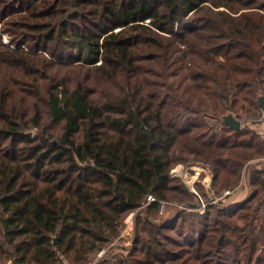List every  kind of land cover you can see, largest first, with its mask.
I'll return each mask as SVG.
<instances>
[{
	"label": "trees",
	"instance_id": "16d2710c",
	"mask_svg": "<svg viewBox=\"0 0 264 264\" xmlns=\"http://www.w3.org/2000/svg\"><path fill=\"white\" fill-rule=\"evenodd\" d=\"M263 109L264 0H0V264H264Z\"/></svg>",
	"mask_w": 264,
	"mask_h": 264
},
{
	"label": "rangeland",
	"instance_id": "374dc122",
	"mask_svg": "<svg viewBox=\"0 0 264 264\" xmlns=\"http://www.w3.org/2000/svg\"><path fill=\"white\" fill-rule=\"evenodd\" d=\"M260 102H262V99H259ZM225 115V114H223ZM222 115V116H223ZM221 116V117H222ZM255 117H258V118H255ZM240 118V121H241V125L242 126L243 124H247V126L249 127H252L256 130V132L260 135H262L261 133L263 132L264 134V109L263 110H256V111H253L251 113H247V114H243L242 117H239ZM257 127V128H256ZM261 132V133H260ZM256 162V161H255ZM255 162H252V163H248L246 168H244V170L241 172L240 174V177L239 179H237L238 181H236V177H234L233 175H230L228 176L226 173L222 172L218 178V181H216L215 185L218 187V186H225L226 188L222 190L221 194L219 196H217L215 199H213L214 201L217 200V199H221L224 198L225 196H223V192L225 190H229L231 193H233V191L235 190H241V199L240 200H243L249 193L250 191V183H249V180L254 176L253 173H254V170L256 168H261L263 165H264V159L262 160V162H259V163H255ZM176 165H180V166H183V167H187V166H197V168L195 169L197 172V175L200 174V169H201V166L200 164H197V163H194V164H182V163H178ZM174 165V166H176ZM173 166V167H174ZM255 168V169H254ZM171 170V169H170ZM190 173H193L192 170H189ZM176 177V176H174ZM178 178V177H177ZM211 181V173L209 171L207 172H202L198 177L197 179L195 180L194 184H193V187L196 191V182H200L201 185H203L204 187L208 186ZM190 191V190H189ZM197 192V191H196ZM230 193V194H231ZM237 194V193H236ZM239 194V193H238ZM237 194V195H238ZM229 195V194H228ZM198 196V195H197ZM199 197V196H198ZM231 199H226L225 201H223V203H228L230 202ZM233 200V199H232ZM228 201V202H227ZM232 202V201H231ZM175 204V203H174ZM169 205H171V203H169ZM181 206V205H179ZM167 210V204L165 203L164 205V210L163 212H159V206H158V214L159 215H164L165 211ZM202 211V209H200ZM135 210L133 211H130L126 216H129L130 215V220H131V223H132V227L131 229L128 231V233L126 234L125 237H118V233L116 235V237L114 238V240L108 244L107 246H104L107 248V251H108V254L104 257H101V258H109L111 256H116L120 253H124L126 252L127 248L130 246V244L132 243V238H133V229H134V219H135ZM168 214H166L165 216H167ZM124 218V219H125ZM124 219L120 222V224L124 222ZM119 224V225H120ZM121 224V225H122ZM120 225V227H122ZM119 227V228H120ZM125 254V253H124ZM101 258H97V259H101ZM89 262H94V260L92 261H89ZM88 263V262H87ZM86 263V264H87ZM65 264H67L65 262Z\"/></svg>",
	"mask_w": 264,
	"mask_h": 264
},
{
	"label": "built area",
	"instance_id": "2783aa9c",
	"mask_svg": "<svg viewBox=\"0 0 264 264\" xmlns=\"http://www.w3.org/2000/svg\"><path fill=\"white\" fill-rule=\"evenodd\" d=\"M255 118H258V117H255ZM201 166V165H200ZM189 170H192L193 173H190ZM200 171V174L202 172H207L209 170H207L206 168L202 167L201 166V169L199 170ZM197 171L195 170V168L193 166H187V167H183V166H180V165H176L174 166L173 168H171L170 170V173L173 175V176H176L178 178H180L184 185L186 186V188L192 192H196L194 187H193V184L195 182V180L197 179V177L200 175H197L196 173ZM210 172V171H209ZM231 192L229 190H225L223 192V196H226L228 194H230ZM151 201H155V198L152 196V195H148L146 197V204L151 202ZM164 205H165V202H160L159 204V212H163L164 210ZM122 224V223H121ZM120 224V225H121ZM120 225H118L117 227V233H118V237H125L126 234L128 233V231L131 229L132 227V223H131V220H130V215L127 216L125 219H124V222L123 224L121 225L122 227H120ZM120 227V228H119ZM108 254V251H107V248L106 247H101L99 248L96 253H95V258L94 259H97V258H101V257H104ZM87 264H92V262H88Z\"/></svg>",
	"mask_w": 264,
	"mask_h": 264
},
{
	"label": "water",
	"instance_id": "95a60500",
	"mask_svg": "<svg viewBox=\"0 0 264 264\" xmlns=\"http://www.w3.org/2000/svg\"><path fill=\"white\" fill-rule=\"evenodd\" d=\"M222 121L230 125L233 128H239L241 125L240 118L234 117L231 113L227 112L221 117Z\"/></svg>",
	"mask_w": 264,
	"mask_h": 264
},
{
	"label": "crops",
	"instance_id": "0c3cea01",
	"mask_svg": "<svg viewBox=\"0 0 264 264\" xmlns=\"http://www.w3.org/2000/svg\"><path fill=\"white\" fill-rule=\"evenodd\" d=\"M231 115L234 116L232 113H231ZM234 117H235V116H234ZM256 128H257V127H256ZM260 133H261V132H260ZM261 134L264 136L263 132H262ZM262 168H264V165L262 166ZM236 193H237V194L239 193V194L237 195ZM240 193H241V190H235V191H233V193L229 194L227 197H224V198H223V201H225L226 199H228V200L231 199L230 202L227 201L228 203H226V204L231 205V204H233V203H236V202L240 201V199H241V197H242V195H241L242 193H241V194H240ZM232 199H233V200H232ZM231 201H232V202H231Z\"/></svg>",
	"mask_w": 264,
	"mask_h": 264
},
{
	"label": "bare ground",
	"instance_id": "6f19581e",
	"mask_svg": "<svg viewBox=\"0 0 264 264\" xmlns=\"http://www.w3.org/2000/svg\"><path fill=\"white\" fill-rule=\"evenodd\" d=\"M195 169L197 168V166H194V165H192Z\"/></svg>",
	"mask_w": 264,
	"mask_h": 264
}]
</instances>
